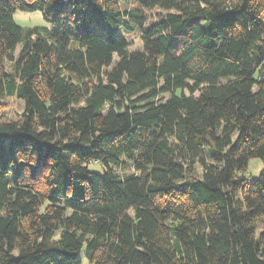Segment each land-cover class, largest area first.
Listing matches in <instances>:
<instances>
[{"label":"trees","instance_id":"trees-1","mask_svg":"<svg viewBox=\"0 0 264 264\" xmlns=\"http://www.w3.org/2000/svg\"><path fill=\"white\" fill-rule=\"evenodd\" d=\"M11 98L0 264H264V0H0Z\"/></svg>","mask_w":264,"mask_h":264},{"label":"rangeland","instance_id":"rangeland-1","mask_svg":"<svg viewBox=\"0 0 264 264\" xmlns=\"http://www.w3.org/2000/svg\"><path fill=\"white\" fill-rule=\"evenodd\" d=\"M14 20L18 25L22 27H32V26L50 27V25L46 21L43 20L39 11L17 10L14 13ZM134 44L135 45L132 44L131 46L132 48L134 47L136 48V46L139 45L138 42L136 41ZM1 107H2V110L0 111V118L8 119V118L16 117L17 115H19V113L23 109V103L16 98L15 99L11 98V99H6L3 105H1ZM262 166L263 164L260 159H257V158L251 159L248 163L247 172L244 175L247 181H251L255 179L258 176ZM200 171H201V168L197 167V169H195V172H196L195 175L199 176Z\"/></svg>","mask_w":264,"mask_h":264}]
</instances>
